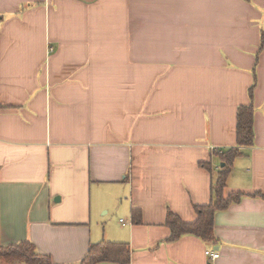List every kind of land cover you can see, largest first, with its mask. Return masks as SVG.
I'll return each instance as SVG.
<instances>
[{
    "label": "crops",
    "instance_id": "1",
    "mask_svg": "<svg viewBox=\"0 0 264 264\" xmlns=\"http://www.w3.org/2000/svg\"><path fill=\"white\" fill-rule=\"evenodd\" d=\"M250 102L216 244L167 242ZM22 242L53 264L101 242L129 264H264V0H0V246Z\"/></svg>",
    "mask_w": 264,
    "mask_h": 264
},
{
    "label": "trees",
    "instance_id": "2",
    "mask_svg": "<svg viewBox=\"0 0 264 264\" xmlns=\"http://www.w3.org/2000/svg\"><path fill=\"white\" fill-rule=\"evenodd\" d=\"M254 84L248 91L252 101ZM236 146L220 151L221 169L217 173L211 187V201L208 205L195 206L196 220L192 223L183 222L170 211L166 215L165 226L169 229L167 242L177 241L182 236H194L204 243L216 244L214 236V215L216 212L226 210L231 204L240 201L242 195L233 193L224 196L226 181L231 171L234 160L244 155L242 149L253 145V106H239L236 110ZM210 171L209 165L200 164ZM132 222L141 224L138 211H133ZM53 264L47 256L38 254L33 245L22 242L17 245L0 246V264ZM129 264L130 250L128 245L119 243L101 242L89 247L88 252L80 264Z\"/></svg>",
    "mask_w": 264,
    "mask_h": 264
},
{
    "label": "built area",
    "instance_id": "3",
    "mask_svg": "<svg viewBox=\"0 0 264 264\" xmlns=\"http://www.w3.org/2000/svg\"><path fill=\"white\" fill-rule=\"evenodd\" d=\"M120 223L123 224V221H120ZM204 255L211 260H216L219 257L218 252L212 251L211 249L205 250Z\"/></svg>",
    "mask_w": 264,
    "mask_h": 264
}]
</instances>
